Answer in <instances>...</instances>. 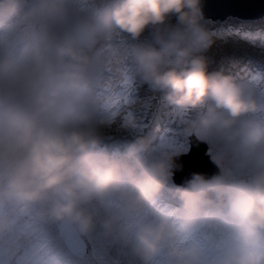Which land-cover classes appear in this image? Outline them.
<instances>
[{
    "label": "clouds",
    "instance_id": "clouds-1",
    "mask_svg": "<svg viewBox=\"0 0 264 264\" xmlns=\"http://www.w3.org/2000/svg\"><path fill=\"white\" fill-rule=\"evenodd\" d=\"M202 21L201 0H0V264H95L76 237L106 264H264V98L208 70ZM128 59L216 174L176 184L182 150L148 135L102 146Z\"/></svg>",
    "mask_w": 264,
    "mask_h": 264
},
{
    "label": "rangeland",
    "instance_id": "rangeland-1",
    "mask_svg": "<svg viewBox=\"0 0 264 264\" xmlns=\"http://www.w3.org/2000/svg\"><path fill=\"white\" fill-rule=\"evenodd\" d=\"M232 19L236 21H231ZM256 20H264V17ZM237 21L245 24H238ZM169 22L176 23V17L171 16ZM247 22L250 20L229 17L224 21L217 20L205 25L215 35L212 45L203 55L208 60L210 72L230 76L237 82L251 83L259 91L264 88V27L261 24L254 25L253 28L245 26ZM148 39L147 32L139 40L124 37L129 47ZM239 49L243 52L239 53ZM120 69L109 73L108 86L104 90L106 97L116 103L110 110L112 119L105 127L102 146L115 153L136 136L148 135L154 144L166 142L181 149V154L188 153L189 136L194 132L184 133L183 125L174 113V106L168 99V94L153 92L147 84L142 83L134 74L131 59L125 60ZM210 103L211 101H206L200 110L206 109ZM257 118L264 119V111L257 114ZM193 135L196 136L195 133ZM207 145L210 155L209 144ZM182 169L188 174V178L192 173L204 170L196 171L199 168L187 162ZM165 193L167 195V188ZM82 238L88 249V253L82 255L83 260L92 259L95 264H106L108 258L100 252L95 241L88 237ZM9 264H16L15 258L10 260ZM37 264H60V257L45 254L38 258Z\"/></svg>",
    "mask_w": 264,
    "mask_h": 264
},
{
    "label": "water",
    "instance_id": "water-1",
    "mask_svg": "<svg viewBox=\"0 0 264 264\" xmlns=\"http://www.w3.org/2000/svg\"><path fill=\"white\" fill-rule=\"evenodd\" d=\"M201 4L204 19L216 21L234 17L238 19L256 20L264 17V0H201ZM258 93L264 98V88L259 90ZM189 139V152L177 156L175 158L176 163L181 164L182 168L185 162H187L188 164H193V167H198L199 169L196 171L204 169L200 173L206 177H211L216 174L219 169L207 153V143L198 139L193 134ZM182 168L174 170L173 181L176 184H183L188 178V174ZM72 243L79 255L82 256L87 252V246L80 237L74 238Z\"/></svg>",
    "mask_w": 264,
    "mask_h": 264
},
{
    "label": "trees",
    "instance_id": "trees-1",
    "mask_svg": "<svg viewBox=\"0 0 264 264\" xmlns=\"http://www.w3.org/2000/svg\"><path fill=\"white\" fill-rule=\"evenodd\" d=\"M235 19V18H234ZM224 21V20H223ZM231 21H236V20H231ZM259 21V22H258ZM215 21H213V20H211V19H207V20H203L202 21V23L204 24V26L205 25H209V24H212V23H214ZM261 22V23H260ZM237 23L239 24H245V23H243V22H241V21H237ZM263 25L262 27H264V20H251L250 22H247V25H245V26H254V25ZM253 28V27H252ZM258 29H263V28H258ZM238 52L240 53V52H243L242 50H238Z\"/></svg>",
    "mask_w": 264,
    "mask_h": 264
},
{
    "label": "snow or ice",
    "instance_id": "snow-or-ice-1",
    "mask_svg": "<svg viewBox=\"0 0 264 264\" xmlns=\"http://www.w3.org/2000/svg\"><path fill=\"white\" fill-rule=\"evenodd\" d=\"M114 103H116V102H114Z\"/></svg>",
    "mask_w": 264,
    "mask_h": 264
}]
</instances>
